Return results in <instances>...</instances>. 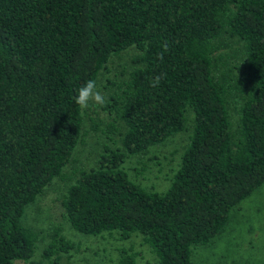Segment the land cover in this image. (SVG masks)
<instances>
[{
	"label": "trees",
	"instance_id": "obj_1",
	"mask_svg": "<svg viewBox=\"0 0 264 264\" xmlns=\"http://www.w3.org/2000/svg\"><path fill=\"white\" fill-rule=\"evenodd\" d=\"M224 39L239 44L241 76L214 54ZM130 47L136 67L108 80L116 89L103 105L121 124L107 130L122 148H105L66 188L60 204L71 227L136 234L154 264H191L194 245L210 242L264 181V0H0V264H40L24 208L61 176L80 140L76 90ZM187 112L167 187L130 180L125 157L186 130ZM50 237L41 258L58 264L52 255L71 245L57 230ZM136 256L124 249L119 262Z\"/></svg>",
	"mask_w": 264,
	"mask_h": 264
},
{
	"label": "rangeland",
	"instance_id": "obj_2",
	"mask_svg": "<svg viewBox=\"0 0 264 264\" xmlns=\"http://www.w3.org/2000/svg\"><path fill=\"white\" fill-rule=\"evenodd\" d=\"M236 48H239V44L224 39L214 54L224 65L232 66L236 76H241V71L234 67L235 64L240 67ZM134 52L136 50L130 47L117 56H110L105 69L99 72L96 83L106 97V103L116 89V85L109 81L120 82L136 67L129 60ZM80 112L81 137L69 162L63 167L61 176L53 178L35 200L24 208L23 219L20 218L23 225L32 228L37 234L31 259L40 264L45 263L41 252L51 241L52 231L57 230L71 245L67 251L52 255L58 258V264H120L121 251L124 249L126 253H137L134 264H154L151 249L139 235L133 234L121 240L115 232H103L96 236L81 234L71 227L63 215L60 199L79 172L96 167L98 156L105 148H122L119 133L107 130L109 123H116L121 130V124L115 121L113 113H109L103 105L94 104H90L87 109L80 108ZM186 119V130L148 147L143 153L125 157L122 168L130 180L157 192L167 187L187 142L191 119L189 112L186 113ZM189 260L191 264H264V181L230 209L223 227L210 242L194 245Z\"/></svg>",
	"mask_w": 264,
	"mask_h": 264
},
{
	"label": "clouds",
	"instance_id": "obj_3",
	"mask_svg": "<svg viewBox=\"0 0 264 264\" xmlns=\"http://www.w3.org/2000/svg\"><path fill=\"white\" fill-rule=\"evenodd\" d=\"M167 50V45L164 46ZM158 58L163 59V53H158ZM163 79V74L155 75L150 81L149 84L151 87L156 88L160 85ZM74 102L81 109H87L90 104L94 105H104L106 103V97L98 89L97 83L95 80H88L83 85H81L77 90L74 96Z\"/></svg>",
	"mask_w": 264,
	"mask_h": 264
}]
</instances>
